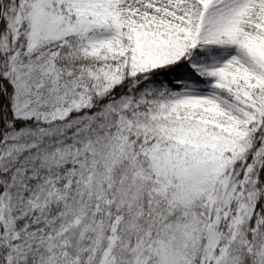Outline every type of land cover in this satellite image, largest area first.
<instances>
[{
    "label": "snow or ice",
    "instance_id": "6c2138e0",
    "mask_svg": "<svg viewBox=\"0 0 264 264\" xmlns=\"http://www.w3.org/2000/svg\"><path fill=\"white\" fill-rule=\"evenodd\" d=\"M0 264H264V0H0Z\"/></svg>",
    "mask_w": 264,
    "mask_h": 264
}]
</instances>
